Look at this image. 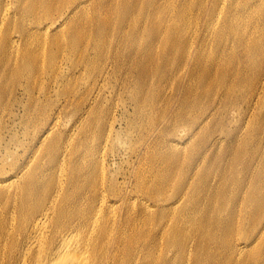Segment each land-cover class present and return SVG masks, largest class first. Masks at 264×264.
I'll list each match as a JSON object with an SVG mask.
<instances>
[{"label":"rangeland","instance_id":"374dc122","mask_svg":"<svg viewBox=\"0 0 264 264\" xmlns=\"http://www.w3.org/2000/svg\"><path fill=\"white\" fill-rule=\"evenodd\" d=\"M4 2L10 11L9 18L0 13V42L5 34L15 40L9 44L12 55L22 50L25 36L42 41L33 39L28 48L39 64L36 75L26 78L14 71V56L4 67L9 75H19L17 82L0 81L5 91L0 96V172L23 171L18 185L1 192L0 219L12 210L17 219L27 176L43 167L46 181L54 173L58 161L52 162L50 143L61 146L55 177L61 182L76 155L85 153L86 139L96 146L92 157L99 158L103 172L96 189L78 175L77 190L56 193L54 206L67 215L61 220L87 237L90 227L92 236L93 229H103L99 235L109 238L127 235V226L140 221L138 245L154 238L162 214L168 225L189 231L190 250L181 252L172 242L161 245L175 264H197L196 252L202 264H264V237L255 234L260 220H254L258 209L264 213V0H40L35 14L26 2ZM68 8L74 14L65 21L60 17ZM102 18L106 22L99 27ZM74 25L81 33L71 31V44L65 37ZM173 36L176 47L163 49ZM136 62L143 66L135 67ZM133 93H141V100ZM202 115L209 119L199 129ZM90 119L103 123L100 133L87 128ZM171 140L178 145L170 147ZM173 151L179 160L173 158L164 169L158 155ZM159 169H164L161 177ZM219 169H225L220 181ZM157 179L159 190L143 193L140 186ZM218 187L226 192L221 203L214 198ZM251 188L261 201L258 208L245 197ZM160 193L181 198L173 210H163ZM141 206L147 211L139 214ZM15 219L11 239L0 234V264H31L39 249L26 253V241L15 245L20 240ZM229 227L228 238L232 234L239 250L214 245L216 238L226 239ZM77 230L68 244H78ZM17 249L21 255L11 258ZM254 251L256 256H250ZM106 259L112 264L109 255Z\"/></svg>","mask_w":264,"mask_h":264},{"label":"bare ground","instance_id":"6f19581e","mask_svg":"<svg viewBox=\"0 0 264 264\" xmlns=\"http://www.w3.org/2000/svg\"><path fill=\"white\" fill-rule=\"evenodd\" d=\"M22 3H25L28 8L29 12L35 14L36 11V4L40 2V0H17ZM46 2V1H45ZM72 5V4H71ZM50 11V9H48ZM8 11H10L9 7H6V2L0 1V13L4 12L5 14L3 17H8ZM73 9L70 10V8L65 11V13L60 17L66 18L65 21H67L69 18L72 17ZM145 17V15H144ZM144 17H142V22L144 23ZM54 21V20H53ZM106 22L105 18L100 19L99 27L103 26V24ZM55 22L47 23L45 26L46 29H49ZM144 25V24H143ZM38 26V25H37ZM70 31L67 32V36L65 37V40L69 39V42L71 44H74L72 42V32L74 34L81 33V29L77 27V25L74 26H68ZM67 27V28H68ZM42 37H34L31 35L25 36L20 39V47H23L22 50L14 51V54L12 55V46H10L11 43H16L15 40L10 39L9 37L4 36V39L2 42H0V81L4 82H11L16 83L17 78L19 75H9L7 70L4 66H8L9 59L11 57L16 56V60L12 64L13 70L21 71L22 75L24 74L26 78L33 77L37 74L39 70V64L36 59V55L29 50V46L32 43L33 39H36L39 42L42 41ZM60 38L56 39V42H58ZM175 36L172 37L170 41H166L163 45V49L167 47H171L174 49V46L176 45ZM176 47V46H175ZM95 48H98L95 46ZM177 49V48H176ZM52 56V54H51ZM52 58V57H50ZM113 59V58H112ZM111 59V60H112ZM112 62V61H111ZM138 62V61H137ZM137 62L135 63V67L141 68L143 66L142 63L137 65ZM114 63V62H112ZM111 64V63H110ZM137 65V66H136ZM14 70V71H15ZM13 71V72H14ZM141 71L143 73H150L149 70L146 68H142ZM28 72V73H27ZM204 78H208V74L204 75ZM5 91H0V96L4 95ZM135 100L140 101L141 100V93H133ZM93 96V94H91ZM85 114V113H84ZM211 115V114H210ZM209 116L208 115H202V117H198V128L201 129L205 123L208 121ZM79 119H76V121ZM57 124V117H54V120L52 122V126ZM77 125V122L74 123ZM0 129L3 127L2 124H0ZM52 126L50 128H52ZM112 128L111 122L108 123V131ZM86 128H83V130ZM88 129L94 130L97 133H100L103 129V123L102 125L98 121H93L90 119L88 121L87 125ZM47 134L45 135L44 139L46 138ZM103 133L99 135L100 138H102ZM187 138H191L190 136H187ZM47 140V139H46ZM216 141V140H214ZM55 143H50L49 147L47 149L49 150V154L52 153V162L58 161L55 164L54 173H52L49 177H47V181L43 179V175H40L44 170L45 167L40 170L38 174L32 173L29 176L26 177L25 182L26 183L22 188H20L21 191V203L19 207L17 206L16 209V216L14 215V211L12 210V213H10L7 217L0 219V234L3 235L6 239H11V230L9 229L12 227V222L15 219L17 223L16 227V234L19 236L20 240H16L15 245H21V247L24 245L26 241V246L24 248V252L29 253L33 250H35L37 247L39 251H36L34 254V259L31 262V264H106L105 262H108L109 260L106 259V256L109 255L110 261H112V264H121L124 260V264H175V262H171V260L168 257V253L164 248L161 246L163 243L166 245H170V242L173 244H177L181 248V252H185V250H190V246L186 247L188 237L187 234L189 231L183 230L182 228H177L175 224L168 225L164 222V216L161 214L159 216L158 220V227L159 231H156L154 233V238L151 239L150 243H139L138 245L135 244L136 240L138 241L140 238L136 239L140 233L135 232V229L141 224L140 221L128 225L125 236L123 235H117L115 238H109L108 234L105 233L103 235H99L104 232L102 229H93V236H92V230H90V227L88 228L89 235L83 234V229H76V225L72 224L68 221L61 220L62 217L66 218V214L63 209L60 207L54 206V202L56 201V193L60 190H65L68 192H72L74 190H77L78 186L80 185L79 180L77 178L78 175L84 176L83 179L86 180L85 184L90 185L89 188L96 189L97 181H98V172L101 170V167L99 166V158H93L92 154L94 152V148L96 146H89L87 143V140L85 139L84 142L86 143L87 149L85 150V153H79L75 157L74 163H71L69 169H68V176L67 178L64 177L61 182L58 180L55 181V177L58 173H60L59 169V163L61 161V157H59V151L61 149V146ZM170 147H176L178 145V142L171 140ZM174 150V149H173ZM96 154V152L94 153ZM175 156H173V155ZM90 156L88 158L87 162H84L86 157ZM160 159H162V162L165 163L164 169L168 166L170 162H172L173 158H177V154L175 151L168 153L164 152L162 155H158ZM59 157V159H58ZM178 159V158H177ZM179 160V159H178ZM104 167V166H103ZM61 168V165H60ZM20 169V168H19ZM164 169H159L157 171V176L161 177L160 172ZM16 174L12 176V174L8 173L6 169L0 172V195L4 196L5 194H1V192H5L9 189V187L15 186L19 184L20 178L22 176V168L21 170L15 169ZM229 170V169H228ZM21 171V172H20ZM103 172V170H101ZM71 172V173H70ZM225 172V169H219V174L222 179L223 173ZM21 173V176L18 175ZM159 180V181H158ZM157 183L153 184H143L140 186L143 193H146L147 195L152 194V192H155L156 190H159L160 179H157ZM215 181V180H214ZM212 183V182H211ZM241 185V184H240ZM175 186V184H174ZM176 187V186H175ZM179 188L176 187L175 194L178 195ZM248 194H243L245 197H248L247 202L252 204V202H256V207L258 208L261 204L260 200H255V196L253 194L252 188L248 189ZM225 190L221 188H217L214 198L221 203L222 197L225 195ZM172 196H166L165 194H161L164 199V204L161 206L163 210H173L174 207L179 202V197L177 195ZM68 198V197H67ZM79 199L81 198L80 195H75L73 199ZM181 198V197H180ZM130 200H133L132 198H129ZM136 199V198H134ZM50 202L49 205L42 207V205L46 202ZM143 202L141 205L146 206L144 203H146V199H142ZM33 201H36L34 205L31 206V203ZM134 201V200H133ZM131 206L127 208L129 210ZM139 214H142L141 212L147 211L146 208H143L141 206ZM223 208V205L219 206V210ZM133 208L131 207V210ZM263 211V210H262ZM258 209V214L256 219L254 220H260V227L256 230L255 234L259 235L261 238L264 237V213L260 212ZM248 213V212H247ZM80 214V213H79ZM221 216L217 218V225L220 228L222 226V219H220ZM14 223V222H13ZM77 230L78 235V244L69 243L68 244V238L69 234L73 231ZM87 230V229H86ZM230 230V227L227 229V236L226 239L219 238L214 240L215 247L217 246H223L227 245L230 247V250L235 249L239 250L241 249V246L238 244H233L232 234L228 238V232ZM95 233V237H94ZM43 236L41 237V235ZM203 234V233H201ZM254 234V235H255ZM23 238V239H22ZM164 238L166 240H164ZM247 241V240H246ZM246 241L244 242L245 244ZM241 243L242 247H245V244ZM108 245L111 246V250H108ZM240 246V247H239ZM20 247V248H21ZM233 251V250H232ZM187 252V251H186ZM256 252H249L250 256H256ZM21 255L20 249H17L16 251L12 252L10 254L12 257H19ZM198 252L194 253V259L196 260V263H201L199 259ZM26 257H24V260ZM177 259L179 257L177 256ZM251 260H253V257H251ZM248 261V260H247ZM182 262V261H181ZM181 264V263H180ZM202 264V263H201ZM255 264V262H254Z\"/></svg>","mask_w":264,"mask_h":264}]
</instances>
